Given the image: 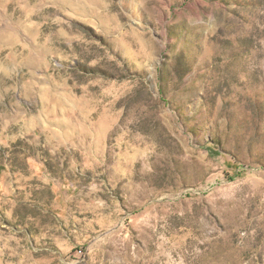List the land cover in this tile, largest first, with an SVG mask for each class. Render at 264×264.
I'll return each instance as SVG.
<instances>
[{"label":"rangeland","instance_id":"1","mask_svg":"<svg viewBox=\"0 0 264 264\" xmlns=\"http://www.w3.org/2000/svg\"><path fill=\"white\" fill-rule=\"evenodd\" d=\"M0 264H264V0H0Z\"/></svg>","mask_w":264,"mask_h":264}]
</instances>
